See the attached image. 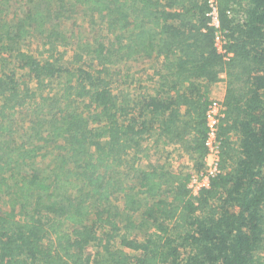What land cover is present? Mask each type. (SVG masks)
I'll return each mask as SVG.
<instances>
[{
  "label": "trees",
  "instance_id": "1",
  "mask_svg": "<svg viewBox=\"0 0 264 264\" xmlns=\"http://www.w3.org/2000/svg\"><path fill=\"white\" fill-rule=\"evenodd\" d=\"M207 1L0 0V264H264V0H217L228 59ZM216 82L223 171L192 195L168 159L203 167Z\"/></svg>",
  "mask_w": 264,
  "mask_h": 264
},
{
  "label": "built area",
  "instance_id": "2",
  "mask_svg": "<svg viewBox=\"0 0 264 264\" xmlns=\"http://www.w3.org/2000/svg\"><path fill=\"white\" fill-rule=\"evenodd\" d=\"M209 11L207 16L209 18L208 25L214 29V46L224 59L232 56L229 50L230 38L226 31L220 27V17L218 11L217 0H208ZM225 107L223 101L219 99H210L205 112L206 119V137L205 146L206 154L203 158V167L200 170L190 173L187 187L192 195H198L199 191L207 187L209 179L214 177L223 169L220 166V142L217 139L218 125L221 118L224 116Z\"/></svg>",
  "mask_w": 264,
  "mask_h": 264
},
{
  "label": "rangeland",
  "instance_id": "3",
  "mask_svg": "<svg viewBox=\"0 0 264 264\" xmlns=\"http://www.w3.org/2000/svg\"><path fill=\"white\" fill-rule=\"evenodd\" d=\"M13 1L11 9L16 8L17 10L21 9V7L23 6L22 0H10ZM22 5V6H21ZM65 27H68L71 30V35L73 37V39H81L83 38V36H89L90 38H92V36L94 37V35H98L101 31L99 30V26H97L95 29L94 28H90L91 26L85 21V19L79 14V18L76 21L71 20L69 25L67 26V24L65 23ZM73 42V40H71ZM74 43V42H73ZM75 45V44H74ZM43 48V44H42V40L37 38L35 35L31 36L28 40H26V42L24 43V49H29V51L32 52L33 55L36 54V51H40ZM71 54L70 51L65 52L64 55V61H62L65 65H70V62L68 59V56ZM149 62L147 61H143V62H139L138 64H135V62H130L131 65L134 66V69L136 68H142V67H147ZM21 73V71H19ZM83 103H80V105H82ZM28 112H26L25 110H23L22 112H20L18 114V119H24L25 121L27 120V116H28ZM167 153H156L154 150H150L148 152V158H143V160L139 163V165L143 166V167H148L150 164H156L159 163L160 161H164V159L167 157L166 156ZM176 157L174 156L173 158H169L168 160L170 161V163L174 164V167L178 168L179 170H182L183 172H189V173H193V171H197V169L195 168V161H193L192 159L188 158V157H182V159L175 161ZM38 163V162H37ZM40 166V170L42 172H47L48 168L47 165L48 163L46 161H42L40 163H38ZM124 173L122 174H128L127 171H123ZM120 174V177H123V175ZM116 206L117 211L119 212L121 206H122V200L120 198L118 199H114V203ZM135 218L138 217V215H134Z\"/></svg>",
  "mask_w": 264,
  "mask_h": 264
},
{
  "label": "crops",
  "instance_id": "4",
  "mask_svg": "<svg viewBox=\"0 0 264 264\" xmlns=\"http://www.w3.org/2000/svg\"><path fill=\"white\" fill-rule=\"evenodd\" d=\"M225 94V83L223 82H216L212 84L210 88V99H219L223 100Z\"/></svg>",
  "mask_w": 264,
  "mask_h": 264
}]
</instances>
